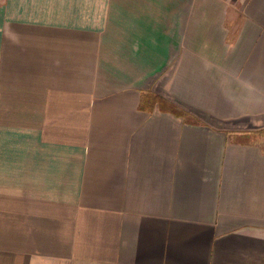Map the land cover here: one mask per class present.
Returning <instances> with one entry per match:
<instances>
[{"label": "crops", "instance_id": "crops-1", "mask_svg": "<svg viewBox=\"0 0 264 264\" xmlns=\"http://www.w3.org/2000/svg\"><path fill=\"white\" fill-rule=\"evenodd\" d=\"M0 264H264V0H0Z\"/></svg>", "mask_w": 264, "mask_h": 264}, {"label": "trees", "instance_id": "trees-1", "mask_svg": "<svg viewBox=\"0 0 264 264\" xmlns=\"http://www.w3.org/2000/svg\"><path fill=\"white\" fill-rule=\"evenodd\" d=\"M173 109L176 110V111H178V113H180V114L183 113V112H182L179 108H177V107H174ZM185 115H186V114H185Z\"/></svg>", "mask_w": 264, "mask_h": 264}]
</instances>
